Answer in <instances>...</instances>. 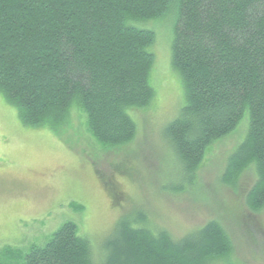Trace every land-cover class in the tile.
I'll list each match as a JSON object with an SVG mask.
<instances>
[{"label":"trees","instance_id":"trees-1","mask_svg":"<svg viewBox=\"0 0 264 264\" xmlns=\"http://www.w3.org/2000/svg\"><path fill=\"white\" fill-rule=\"evenodd\" d=\"M170 14L172 65L185 103L165 129L175 167L193 186L215 147L246 126L226 180L234 185L253 167L247 202L261 211L264 0H0V95L26 127L62 139L79 109L100 145L128 146L138 134L134 112L156 97L150 84L156 35L137 24ZM148 221L143 212L121 219L98 264L230 263L233 245L221 223L175 238ZM0 264L97 262L90 241L69 221L42 245L3 247Z\"/></svg>","mask_w":264,"mask_h":264},{"label":"rangeland","instance_id":"rangeland-1","mask_svg":"<svg viewBox=\"0 0 264 264\" xmlns=\"http://www.w3.org/2000/svg\"><path fill=\"white\" fill-rule=\"evenodd\" d=\"M174 23L170 14L137 24L156 35L150 49L156 58L150 74L156 97L134 112L138 134L128 146L100 145L79 109L62 139L49 129L26 127L0 95V251L42 245L71 221L90 241L98 264L117 223L143 212L148 227L175 238L217 221L232 241L229 264H264V208L254 211L247 202L254 168L234 185L226 180L229 157L247 127L215 147L193 186L175 167L165 129L185 103L182 79L172 65Z\"/></svg>","mask_w":264,"mask_h":264}]
</instances>
